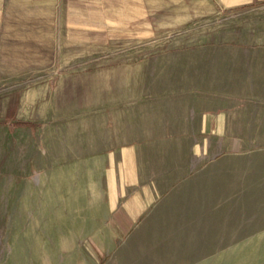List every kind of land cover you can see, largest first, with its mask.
Segmentation results:
<instances>
[{
  "label": "rangeland",
  "instance_id": "1",
  "mask_svg": "<svg viewBox=\"0 0 264 264\" xmlns=\"http://www.w3.org/2000/svg\"><path fill=\"white\" fill-rule=\"evenodd\" d=\"M108 1L117 20L107 38L94 42L72 40L61 8L47 15L36 6L33 16L20 7L4 23L0 264H13V253L27 255L28 242L38 251L44 240L70 238L71 227H92L100 193L114 176L117 118L138 101L154 112L158 102L192 90L190 81L198 90L221 73L203 65H264L260 39L244 28L249 13L229 15L209 0ZM248 139L263 143L264 136ZM247 241L253 246L244 264H264V227H245ZM22 260L14 264L29 262Z\"/></svg>",
  "mask_w": 264,
  "mask_h": 264
},
{
  "label": "crops",
  "instance_id": "2",
  "mask_svg": "<svg viewBox=\"0 0 264 264\" xmlns=\"http://www.w3.org/2000/svg\"><path fill=\"white\" fill-rule=\"evenodd\" d=\"M209 1L229 15L251 14L244 28L264 53V0ZM43 5L47 15L61 8L74 41L107 38L117 20L108 0H0V39L20 7L34 16ZM203 69L221 73L198 90L190 81L192 90L154 112L138 101L117 118L114 176L92 227H71L70 238L44 240L38 251L28 242L31 250L13 253V264L24 257L28 264H244L253 246L245 227H264V141L248 139L264 136V65Z\"/></svg>",
  "mask_w": 264,
  "mask_h": 264
},
{
  "label": "trees",
  "instance_id": "3",
  "mask_svg": "<svg viewBox=\"0 0 264 264\" xmlns=\"http://www.w3.org/2000/svg\"><path fill=\"white\" fill-rule=\"evenodd\" d=\"M15 125H16V126H32L31 124H29V123H24V122L16 123Z\"/></svg>",
  "mask_w": 264,
  "mask_h": 264
}]
</instances>
